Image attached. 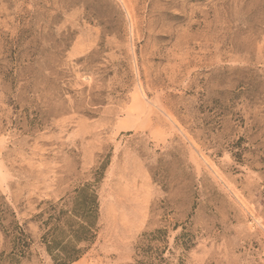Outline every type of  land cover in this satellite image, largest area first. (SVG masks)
<instances>
[{"label": "rangeland", "instance_id": "obj_1", "mask_svg": "<svg viewBox=\"0 0 264 264\" xmlns=\"http://www.w3.org/2000/svg\"><path fill=\"white\" fill-rule=\"evenodd\" d=\"M87 183L70 264H264V0H0V264Z\"/></svg>", "mask_w": 264, "mask_h": 264}, {"label": "trees", "instance_id": "obj_2", "mask_svg": "<svg viewBox=\"0 0 264 264\" xmlns=\"http://www.w3.org/2000/svg\"><path fill=\"white\" fill-rule=\"evenodd\" d=\"M76 203L74 215L78 221L67 222V231L60 233L59 224L54 229L51 238H44L47 252L52 256L54 264H70L84 253V248L78 245L81 242L90 243L95 239V226L98 217V195L89 183L76 189ZM80 211V212H79ZM61 218L58 219L59 223ZM24 242V240H23ZM23 247L27 248L28 243ZM20 250L19 255H25L26 250Z\"/></svg>", "mask_w": 264, "mask_h": 264}]
</instances>
